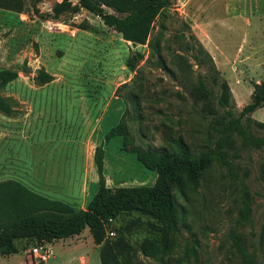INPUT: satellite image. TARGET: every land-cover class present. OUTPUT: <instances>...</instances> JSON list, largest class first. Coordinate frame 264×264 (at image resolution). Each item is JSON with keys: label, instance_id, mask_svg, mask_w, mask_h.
<instances>
[{"label": "rangeland", "instance_id": "rangeland-1", "mask_svg": "<svg viewBox=\"0 0 264 264\" xmlns=\"http://www.w3.org/2000/svg\"><path fill=\"white\" fill-rule=\"evenodd\" d=\"M58 1L0 0V69L17 72L0 86V229L14 221L3 218L8 186L84 210L101 183L155 182L137 149L206 161L175 177V228L119 213L100 244L85 227L34 263L35 241L20 240L15 264L22 251L28 264H101L104 250L109 264H264V106L239 119L243 133L233 124L264 79V0H152L144 43L77 0L57 12Z\"/></svg>", "mask_w": 264, "mask_h": 264}, {"label": "trees", "instance_id": "trees-1", "mask_svg": "<svg viewBox=\"0 0 264 264\" xmlns=\"http://www.w3.org/2000/svg\"><path fill=\"white\" fill-rule=\"evenodd\" d=\"M152 0H77L78 4L98 15L104 24L120 32L124 39L134 43H144L150 24L158 5ZM103 5L113 9L117 14L108 13ZM71 6V0H60L54 6L61 11ZM17 78L12 69H0V86ZM203 88V86H202ZM219 102H228V91H223ZM264 106V79L254 85L251 100L247 103L238 118L233 122L239 134V119L257 108ZM0 110L9 112L10 105L6 98L0 96ZM233 126V127H234ZM111 129L106 138L115 135ZM136 154L142 163L156 172V180L151 185L119 186L110 188L103 183L98 185L96 192L88 201L84 210H76L72 206L58 200H50L39 195L23 191L16 196L8 186L3 218L13 222L0 229V255L16 253L20 240L55 241L79 234L88 227L95 244H100L104 237V224L109 218L119 213L139 212L157 221L162 226H176V206L172 199V185L176 175L184 172L194 178L203 169L206 155L200 154L196 161L185 157H170L150 150L137 149ZM94 163L98 178H103V149L101 145L94 150ZM246 189L247 187L244 186ZM22 217V218H19ZM56 218L58 222H53ZM235 244L238 241L235 238ZM106 250L101 255V264H109ZM111 264H113L111 262Z\"/></svg>", "mask_w": 264, "mask_h": 264}, {"label": "built area", "instance_id": "built-area-1", "mask_svg": "<svg viewBox=\"0 0 264 264\" xmlns=\"http://www.w3.org/2000/svg\"><path fill=\"white\" fill-rule=\"evenodd\" d=\"M109 233L111 235L113 234V232ZM30 255L34 263H43L53 255V250L48 241L42 240L40 243L31 247Z\"/></svg>", "mask_w": 264, "mask_h": 264}, {"label": "crops", "instance_id": "crops-1", "mask_svg": "<svg viewBox=\"0 0 264 264\" xmlns=\"http://www.w3.org/2000/svg\"><path fill=\"white\" fill-rule=\"evenodd\" d=\"M69 238H70V237L65 238V239H60V240H62V241L67 240V241H68ZM55 241H56V240H55ZM55 241H53V242H55ZM22 253H23V256H24V261H25V263L28 264L27 262H29V261H27L28 259L25 258V251H22ZM15 254H16V253H12V254L2 255V256H5V257L7 258V261L9 262V264H15V262H17V260H16L15 257H14ZM0 257H1V255H0ZM75 261H76L75 263H78V264H79V260H78V259L75 260Z\"/></svg>", "mask_w": 264, "mask_h": 264}]
</instances>
